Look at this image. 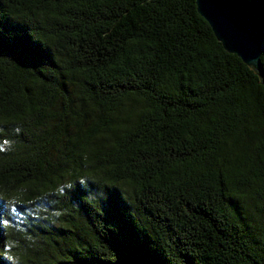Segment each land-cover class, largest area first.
<instances>
[{"label":"trees","instance_id":"1","mask_svg":"<svg viewBox=\"0 0 264 264\" xmlns=\"http://www.w3.org/2000/svg\"><path fill=\"white\" fill-rule=\"evenodd\" d=\"M0 127V264H264V80L196 0H0Z\"/></svg>","mask_w":264,"mask_h":264},{"label":"water","instance_id":"2","mask_svg":"<svg viewBox=\"0 0 264 264\" xmlns=\"http://www.w3.org/2000/svg\"><path fill=\"white\" fill-rule=\"evenodd\" d=\"M196 4L225 49L258 70L264 80V25L243 14L230 0H196Z\"/></svg>","mask_w":264,"mask_h":264},{"label":"rangeland","instance_id":"3","mask_svg":"<svg viewBox=\"0 0 264 264\" xmlns=\"http://www.w3.org/2000/svg\"><path fill=\"white\" fill-rule=\"evenodd\" d=\"M0 129H4L3 127H0ZM5 141L7 142V144H14L16 141V138L14 136H10V137H4ZM52 226H59V221L58 219H55L52 223ZM54 228V227H53Z\"/></svg>","mask_w":264,"mask_h":264}]
</instances>
